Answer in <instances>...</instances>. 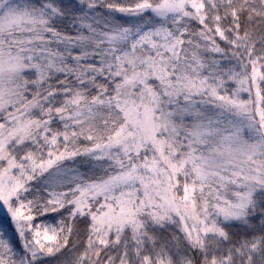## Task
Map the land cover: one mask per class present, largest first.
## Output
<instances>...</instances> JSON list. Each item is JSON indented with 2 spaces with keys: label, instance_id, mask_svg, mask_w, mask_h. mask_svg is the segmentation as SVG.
Instances as JSON below:
<instances>
[{
  "label": "snow or ice",
  "instance_id": "1",
  "mask_svg": "<svg viewBox=\"0 0 264 264\" xmlns=\"http://www.w3.org/2000/svg\"><path fill=\"white\" fill-rule=\"evenodd\" d=\"M0 264H264V0H0Z\"/></svg>",
  "mask_w": 264,
  "mask_h": 264
}]
</instances>
